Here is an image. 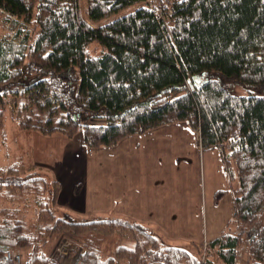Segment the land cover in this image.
<instances>
[{
	"label": "trees",
	"instance_id": "16d2710c",
	"mask_svg": "<svg viewBox=\"0 0 264 264\" xmlns=\"http://www.w3.org/2000/svg\"><path fill=\"white\" fill-rule=\"evenodd\" d=\"M161 1L155 15L147 0H0V13L30 25L20 44L0 40V118L8 109L22 130L81 131L90 148L185 122L202 150L219 149L237 169L225 229L208 246H173L125 218L78 219L57 205L56 179L15 161L0 165V264H17L6 255L14 248L20 264H54L44 249L55 236L84 249L74 264H236L242 237L232 229L258 221L242 264H264V95L251 92L264 89V0ZM232 83L249 94L231 93ZM27 200L30 224L19 211ZM113 233L132 245L104 255L98 246Z\"/></svg>",
	"mask_w": 264,
	"mask_h": 264
},
{
	"label": "crops",
	"instance_id": "0c3cea01",
	"mask_svg": "<svg viewBox=\"0 0 264 264\" xmlns=\"http://www.w3.org/2000/svg\"><path fill=\"white\" fill-rule=\"evenodd\" d=\"M171 126L185 137L194 134L185 124H166L99 148H90L81 131L70 139L53 135L50 140L55 144V154L44 148L40 161L60 184L57 205L79 218L109 216L135 221L170 242L198 241V196L191 190L190 179L171 172V164L172 170L175 167L170 139L158 140L159 130ZM196 143L199 146L198 139ZM112 166L115 173H111ZM77 256H72L71 264ZM64 261L68 264V258Z\"/></svg>",
	"mask_w": 264,
	"mask_h": 264
},
{
	"label": "rangeland",
	"instance_id": "374dc122",
	"mask_svg": "<svg viewBox=\"0 0 264 264\" xmlns=\"http://www.w3.org/2000/svg\"><path fill=\"white\" fill-rule=\"evenodd\" d=\"M156 7L160 8L161 0H158ZM78 4L83 5V0H78ZM159 5V6H158ZM82 11V9H81ZM3 14L0 13V35L5 33V28L3 27ZM18 27H20L18 25ZM34 33H31L33 35ZM5 35V34H3ZM30 35V39L32 38ZM5 37V36H4ZM29 39V40H30ZM90 50L92 54H97L98 48L96 46L90 45ZM210 76V75H208ZM230 92L236 95L249 94V88L240 83H232L229 85ZM251 92L255 95H264V89H252ZM25 104L22 105L27 111L34 108V103L28 97L25 96ZM1 119V118H0ZM80 121H88L89 118L85 116V113H81ZM3 128L0 132V165L10 164L12 162L17 163V166L21 171H31L46 178L48 181L55 180L53 172L47 168V166L40 161V157L43 154L44 148H50L55 154V144L52 142L53 135H61L67 138L64 134L53 133L50 135H43L35 130H22L18 127L15 120L11 118L10 110L5 109L4 114L1 119ZM95 123H103V121H96ZM171 124H185V122H176ZM171 129V130H169ZM10 133V135L7 133ZM195 136L188 135L185 137L182 131H178L176 128H164L159 130L158 140L167 141L170 139L171 142V163L174 162V167L171 172L175 171L177 174H182L184 178H188L192 181L191 190L198 196V214L200 218V229H199V239L194 241L191 239H171V242L163 238L165 243L173 246H190V241L198 243L200 247L204 246V242L219 236L225 229L227 222L230 220L233 205H232V193L233 190L238 187V175L237 169L235 167L234 161L232 159L225 160L222 153L217 148L202 150L200 146L197 145L196 141L198 135L193 131ZM47 136L51 138H47ZM196 137V138H195ZM185 141V145L182 144V140ZM48 139L49 141H44ZM151 139V138H150ZM196 139V141H195ZM189 142V143H187ZM194 149L195 153L186 147ZM164 147H161L162 151ZM176 157L174 161L172 158ZM173 156V157H172ZM52 161V160H51ZM45 159V162H51ZM116 164L115 161L113 165ZM180 164V165H177ZM116 168L111 169V173H115ZM57 180V179H56ZM58 181V180H57ZM219 195L217 193L219 190H227ZM20 212L24 214L27 224L33 223L36 218L34 205L30 200L26 203L20 202ZM75 217V216H74ZM79 219V217H76ZM90 219V218H85ZM250 226H255V228H260V221L254 222L249 226L242 228H249ZM242 228H233L234 232L238 233L242 237V245L239 250L243 251L244 257H247L248 242L245 238V233L240 232ZM208 240H207V239ZM173 240V241H172ZM63 242H71L62 238L61 236H55L50 238L45 246V253L48 255L50 261L53 263L51 258L54 257L56 253V248ZM72 245V246H71ZM69 244L67 253L63 260L68 258V264H71L72 256L79 254V251L84 250L78 244ZM117 245L131 246L132 241L123 239L118 234H110L106 236L102 242L99 244L101 252L104 255H109L113 252ZM13 251H19L24 257V252H21L20 248H14ZM79 250V251H77ZM201 251V249L199 250ZM22 258V257H21ZM56 260V259H54ZM61 264H65L62 261ZM241 264V263H240Z\"/></svg>",
	"mask_w": 264,
	"mask_h": 264
},
{
	"label": "built area",
	"instance_id": "2783aa9c",
	"mask_svg": "<svg viewBox=\"0 0 264 264\" xmlns=\"http://www.w3.org/2000/svg\"><path fill=\"white\" fill-rule=\"evenodd\" d=\"M158 0H147L146 6L148 7L149 10H151L155 15H162L161 12V7H162V1H161V6L160 8L156 7L155 4L157 5ZM159 6V5H158ZM168 14L171 13V8L167 9ZM3 27L5 28V35L1 34L0 35V40H3L5 37L7 40H13L16 42V44H20L29 37V30H30V25L26 22H24L21 19H16V17L8 12L3 11ZM14 21H16V24H14ZM18 25L20 27H18ZM5 36V37H4ZM240 232L245 233V238L248 243H250L258 233V229L255 228V226H250L249 228H242ZM71 245L69 242H63L61 245H59L56 248V253L51 260L53 261L54 264H61L62 261H64V257L67 253L68 250V245ZM72 246V245H71ZM204 246H208V242H204ZM7 257L11 258L15 261V263L20 264L21 263V254L19 251H9L7 252ZM56 259V260H54ZM245 262V257L244 253L241 250H238L237 256H236V264H242Z\"/></svg>",
	"mask_w": 264,
	"mask_h": 264
},
{
	"label": "bare ground",
	"instance_id": "6f19581e",
	"mask_svg": "<svg viewBox=\"0 0 264 264\" xmlns=\"http://www.w3.org/2000/svg\"><path fill=\"white\" fill-rule=\"evenodd\" d=\"M149 131V130H148Z\"/></svg>",
	"mask_w": 264,
	"mask_h": 264
}]
</instances>
